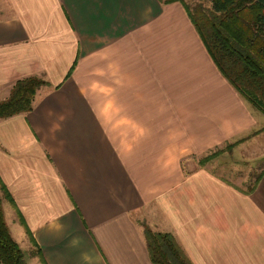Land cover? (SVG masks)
I'll list each match as a JSON object with an SVG mask.
<instances>
[{
	"label": "crops",
	"instance_id": "0c3cea01",
	"mask_svg": "<svg viewBox=\"0 0 264 264\" xmlns=\"http://www.w3.org/2000/svg\"><path fill=\"white\" fill-rule=\"evenodd\" d=\"M183 1L0 0V100L48 80L0 117V194L28 264H156L142 222L195 264H264V175L247 192L194 157L263 116Z\"/></svg>",
	"mask_w": 264,
	"mask_h": 264
},
{
	"label": "trees",
	"instance_id": "16d2710c",
	"mask_svg": "<svg viewBox=\"0 0 264 264\" xmlns=\"http://www.w3.org/2000/svg\"><path fill=\"white\" fill-rule=\"evenodd\" d=\"M185 5L221 72L264 114V0H195L193 7L186 2ZM47 83L48 80L38 75L17 79L9 96L0 100V117L33 109L37 90ZM260 131H264V125L251 134ZM241 140L228 144V149L232 150ZM220 150L205 156L201 163ZM263 175L264 168L246 191H253ZM142 224L149 253L156 264H195L172 232L154 230L146 222ZM27 259V252L13 236L6 220L0 194V263L28 264Z\"/></svg>",
	"mask_w": 264,
	"mask_h": 264
},
{
	"label": "rangeland",
	"instance_id": "374dc122",
	"mask_svg": "<svg viewBox=\"0 0 264 264\" xmlns=\"http://www.w3.org/2000/svg\"><path fill=\"white\" fill-rule=\"evenodd\" d=\"M188 5L193 7L195 0H184ZM251 103V102H250ZM251 106L256 111L260 118H264L262 111H257L258 109L251 103ZM109 112L114 111V108L105 107ZM108 113V112H107ZM261 114V115H260ZM109 118L111 119L110 124H114L113 117L110 113ZM260 125H264V119ZM261 126L255 127V129ZM251 132H244L236 134L235 137L229 138L225 141H221L220 144L208 150L202 156H194L196 159L201 160L208 154L220 150V152L214 157L210 158L206 163L210 168L220 175L225 176L231 182H237L243 187H248L253 182H255L257 176L264 168V131L251 134ZM251 134V135H249ZM243 138L239 143H237L232 150L228 149V144ZM186 160L183 159V162ZM197 163V162H196ZM28 255H31V251H26ZM28 260V259H27ZM3 264V263H0Z\"/></svg>",
	"mask_w": 264,
	"mask_h": 264
}]
</instances>
